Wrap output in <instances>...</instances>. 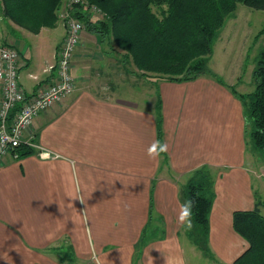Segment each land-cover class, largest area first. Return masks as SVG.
<instances>
[{
    "label": "crops",
    "instance_id": "crops-1",
    "mask_svg": "<svg viewBox=\"0 0 264 264\" xmlns=\"http://www.w3.org/2000/svg\"><path fill=\"white\" fill-rule=\"evenodd\" d=\"M2 10L0 0V45L17 50L19 84L33 94L55 78L65 27L34 34ZM92 38L99 43L96 35L82 33L75 50L74 90L39 113L24 134L34 153L18 159L8 154L0 164V264H66L55 253L67 246L84 264H134L150 210L163 234L141 246L136 264H234L247 242L234 231L232 212L251 209L259 196L264 213V156L253 168L233 85L208 76L159 81L168 148L165 158L152 159V98L139 102L128 94L124 69L106 65V53L87 44ZM131 75L140 77L134 70ZM39 150L49 156L40 157ZM201 166L214 180L206 253L182 242L185 225L178 221L185 205L181 188ZM148 232L152 236V225Z\"/></svg>",
    "mask_w": 264,
    "mask_h": 264
},
{
    "label": "trees",
    "instance_id": "trees-1",
    "mask_svg": "<svg viewBox=\"0 0 264 264\" xmlns=\"http://www.w3.org/2000/svg\"><path fill=\"white\" fill-rule=\"evenodd\" d=\"M3 15L14 24L31 33L41 28L56 25L63 0H1ZM67 3V2H66ZM65 3V4H66ZM264 10V0H80L69 8V15L80 19L85 29L96 35L100 44L109 43L123 51L140 75L156 84L158 80L182 82L201 76L216 78L208 68L212 45L227 18L237 4ZM64 4V6H65ZM91 12L98 14L93 19ZM264 33V23L256 39ZM157 77L158 79H152ZM254 88L249 93L237 95L244 108L246 130L251 147L264 154V48L261 49L252 70ZM156 137L162 143L161 100L157 93L154 103ZM13 109L8 119L14 116ZM35 149L21 143L14 152L17 158L34 153ZM165 158L164 152L160 153ZM213 176L210 169L201 166L194 169L181 188L184 204L192 201L191 229L184 231L190 241L202 252L208 251V217L214 198ZM262 201L255 197L251 209H236L232 212V227L246 242L247 248L235 259L234 264H264V213ZM151 207V205H150ZM155 221V222H154ZM150 210V217L143 228L134 253V264L140 255L139 249L148 241L162 236ZM152 225V236L149 226ZM70 246L57 251L60 262L72 264Z\"/></svg>",
    "mask_w": 264,
    "mask_h": 264
},
{
    "label": "rangeland",
    "instance_id": "rangeland-1",
    "mask_svg": "<svg viewBox=\"0 0 264 264\" xmlns=\"http://www.w3.org/2000/svg\"><path fill=\"white\" fill-rule=\"evenodd\" d=\"M67 1L70 0H63L62 3L65 4ZM64 4H61V9L65 8ZM61 12L62 10H60L58 13L59 22L57 21L56 23V30L58 32L61 29V24H64ZM91 16L93 19L99 17L98 14L93 12H91ZM263 23L264 10L252 9L243 5L242 3H238L235 12L230 18L226 19L222 29L220 30V33L213 42L208 68L215 72L220 80H223L228 84H232L238 93H249L254 88L253 78L250 79L251 68L253 67L258 52L264 48V33L261 34L257 39L255 37L258 31L262 28ZM85 32L88 33V31L83 26L77 46L81 42V34ZM87 44L91 47L94 45L96 51L99 50L100 52L106 53V65L110 63L118 64V68L124 69V78L126 79V83L124 84L126 85V90L129 92L128 94H133V98L139 102H143L144 99L149 100V98H152L153 109L157 95L154 82L148 80L146 76L140 75L139 79H136L135 76L131 75V70H134L135 72H137V70L128 59L123 58V51L117 49L115 46L114 48L113 46L111 47L109 43H95L93 38L90 42L88 41ZM91 50L92 48H89L87 49V52H91ZM70 71L72 74V63L70 66ZM151 76L152 74H150V77ZM72 77L74 78L73 74ZM152 79L158 78L152 76ZM161 80L162 79L158 81ZM149 82L152 83L151 89L148 87ZM248 144L249 147H251V142L248 141ZM253 154L255 155V157L252 158L253 168L257 169L260 163V157L264 156V154L256 153L254 149ZM180 238H182L183 243H191L187 236H180ZM72 253L74 259L73 264L85 263L81 259H77L75 252ZM55 256L57 257L56 253Z\"/></svg>",
    "mask_w": 264,
    "mask_h": 264
},
{
    "label": "built area",
    "instance_id": "built-area-1",
    "mask_svg": "<svg viewBox=\"0 0 264 264\" xmlns=\"http://www.w3.org/2000/svg\"><path fill=\"white\" fill-rule=\"evenodd\" d=\"M79 1H67L61 12L65 35L53 66L56 75L48 86L33 94H27L19 84L18 52L13 47L0 45V164L8 154L16 159L17 153L14 150L21 143L35 147L31 137L24 139V134L31 126L33 119L55 102L69 95L75 88L70 66L84 24L69 15V8ZM13 109H15L14 116L9 120L8 116ZM38 155L49 156L42 150L38 151Z\"/></svg>",
    "mask_w": 264,
    "mask_h": 264
},
{
    "label": "clouds",
    "instance_id": "clouds-1",
    "mask_svg": "<svg viewBox=\"0 0 264 264\" xmlns=\"http://www.w3.org/2000/svg\"><path fill=\"white\" fill-rule=\"evenodd\" d=\"M168 145L166 143H161L159 141H155L152 146L148 149V155L150 158L155 159L162 152H166ZM192 201L186 202L185 205L181 206V212L178 217V221L185 225L186 229H191V209H192Z\"/></svg>",
    "mask_w": 264,
    "mask_h": 264
}]
</instances>
